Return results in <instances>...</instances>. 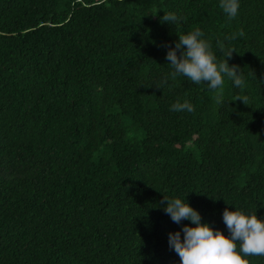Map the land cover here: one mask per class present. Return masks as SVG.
Masks as SVG:
<instances>
[{
	"label": "trees",
	"instance_id": "16d2710c",
	"mask_svg": "<svg viewBox=\"0 0 264 264\" xmlns=\"http://www.w3.org/2000/svg\"><path fill=\"white\" fill-rule=\"evenodd\" d=\"M239 5L0 0V264H179L168 233L194 225L164 198L225 236V208L264 219V0ZM197 27L246 82L225 77L219 105L169 77L165 45ZM185 99L194 112L171 110Z\"/></svg>",
	"mask_w": 264,
	"mask_h": 264
},
{
	"label": "clouds",
	"instance_id": "9594fccd",
	"mask_svg": "<svg viewBox=\"0 0 264 264\" xmlns=\"http://www.w3.org/2000/svg\"><path fill=\"white\" fill-rule=\"evenodd\" d=\"M239 0H219V8L231 20L238 15ZM162 21L176 24L185 19L173 12L164 13ZM240 30L227 40L243 37ZM200 28H195L187 34L178 36L174 47L168 48L166 60L172 71L169 77L175 79L184 77L194 84L206 83L214 93V100L219 105L224 103L225 77L233 82V86L243 90L246 82L239 72L238 65H229L234 49L224 54V59L218 60L209 40L203 38ZM219 44V42H218ZM223 51V45L219 44ZM169 77L162 80L167 84ZM156 88L160 89V85ZM239 100L249 104L247 95H237L234 101ZM175 112H194V106L185 99L171 105ZM163 211L170 216L172 222L181 224L183 220L190 221L194 227L183 225L180 231L168 233V245L179 256V264H250L249 256H264V219L256 216V211L246 214L242 210H223L222 219L229 235L225 236L219 229H213L208 223L201 222L200 213L180 198L165 199ZM181 232L183 238H181Z\"/></svg>",
	"mask_w": 264,
	"mask_h": 264
}]
</instances>
